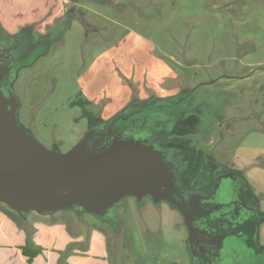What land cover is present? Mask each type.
<instances>
[{
	"label": "rangeland",
	"instance_id": "374dc122",
	"mask_svg": "<svg viewBox=\"0 0 264 264\" xmlns=\"http://www.w3.org/2000/svg\"><path fill=\"white\" fill-rule=\"evenodd\" d=\"M54 1L59 17L51 8L3 43L0 95L14 99L20 130L63 156L88 142L112 164L142 160L189 212L195 195L236 180L240 212L254 214L255 246L222 217L218 229L205 221L213 227L205 234L221 239L207 253L181 209L150 194L101 214L24 213L1 201L0 211L27 238L38 221L64 223L85 242L102 230L110 264H264V0ZM80 99L93 102L100 125L89 127ZM226 230L234 234L224 239Z\"/></svg>",
	"mask_w": 264,
	"mask_h": 264
},
{
	"label": "water",
	"instance_id": "95a60500",
	"mask_svg": "<svg viewBox=\"0 0 264 264\" xmlns=\"http://www.w3.org/2000/svg\"><path fill=\"white\" fill-rule=\"evenodd\" d=\"M8 53L0 46V77L7 70L2 63L7 62ZM12 101L0 95L1 202L24 213L53 214L81 206L101 214L125 196L150 194L156 201L166 198L177 205L191 233H195L192 221L196 215L167 192L170 187L165 181H157L155 171L146 170L144 161L112 164L108 155L99 154V148H88V142L66 156L49 152L20 130Z\"/></svg>",
	"mask_w": 264,
	"mask_h": 264
},
{
	"label": "crops",
	"instance_id": "0c3cea01",
	"mask_svg": "<svg viewBox=\"0 0 264 264\" xmlns=\"http://www.w3.org/2000/svg\"><path fill=\"white\" fill-rule=\"evenodd\" d=\"M61 6V1L53 0H0V46L7 50L4 42L12 40L19 28L34 26L51 8L59 17ZM33 228V241L43 252L31 264H110L107 237L102 230L93 229L85 242L83 235H73L64 223L38 221ZM26 241L25 231L0 211V264H30L22 251ZM74 244L77 246L64 256Z\"/></svg>",
	"mask_w": 264,
	"mask_h": 264
},
{
	"label": "flooded vegetation",
	"instance_id": "af4514ba",
	"mask_svg": "<svg viewBox=\"0 0 264 264\" xmlns=\"http://www.w3.org/2000/svg\"><path fill=\"white\" fill-rule=\"evenodd\" d=\"M235 181L231 182L233 184L227 183L226 180L224 179L218 181L216 184H214L215 190L210 197L195 195L197 197H200L195 199L197 202L196 201L193 202L194 199L193 197L195 196L192 197L191 204L194 203L193 204L194 207L190 212L194 213L196 217H199V220H197L195 224L196 226L195 230L197 233V240L199 246L203 247L207 253H211L212 255H214L217 252V250L220 248L219 245L221 246V243L219 241H221V239H218L216 236H214L212 237L214 241L210 242L212 239L209 237V234H205L204 228H209L210 230V228L213 229V227L215 226L218 229V225H221L220 221L222 217H227V219L233 221L234 225L241 226L247 221L248 218H251L254 215L252 213L245 212L243 214L240 212L241 211L240 209L242 207L241 205H239L241 199L240 193L244 189H242V187L239 186ZM203 183L206 185H210V181L208 182V180L205 182L202 181V184ZM194 185H197V182ZM214 205L217 206L215 209L213 207ZM210 208L214 212H211ZM236 210L239 211L237 212L238 214L236 213ZM206 220L212 221L213 227L212 225L209 224L207 225L205 222ZM221 233H222L221 235H223L225 239L226 237H228V235H230L233 232L232 230L231 231L226 230L225 232H221ZM239 234L242 235V232L239 231Z\"/></svg>",
	"mask_w": 264,
	"mask_h": 264
},
{
	"label": "trees",
	"instance_id": "16d2710c",
	"mask_svg": "<svg viewBox=\"0 0 264 264\" xmlns=\"http://www.w3.org/2000/svg\"><path fill=\"white\" fill-rule=\"evenodd\" d=\"M78 104L83 109V116L88 120V125L90 128L100 125L103 122L101 116H97L95 112H93L89 107L92 106V102L87 99H80L74 104ZM4 213L16 223V220L11 212L5 211ZM252 218V217H251ZM251 218H248L247 221L243 225H237V230L242 232L243 236H245V241L248 247L253 248L255 246V226L256 222L252 221ZM19 227V226H18ZM20 228V227H19ZM21 229V228H20ZM22 230V229H21ZM35 234V228H33V232L31 235H28L26 245L22 248L23 255L27 258L28 262L31 264L36 257L42 254L43 250L41 247L37 246L33 241V236Z\"/></svg>",
	"mask_w": 264,
	"mask_h": 264
}]
</instances>
